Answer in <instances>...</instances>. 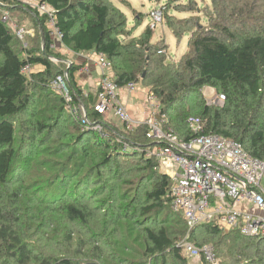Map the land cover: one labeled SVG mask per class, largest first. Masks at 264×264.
<instances>
[{
    "label": "trees",
    "instance_id": "trees-1",
    "mask_svg": "<svg viewBox=\"0 0 264 264\" xmlns=\"http://www.w3.org/2000/svg\"><path fill=\"white\" fill-rule=\"evenodd\" d=\"M30 1L0 0V264H188L179 248L187 234L196 247L213 245L219 264L220 250L229 264H264V240L214 222L188 233L169 208V177L134 149L150 145L147 128L125 132L105 121L94 111L98 93L77 84L80 65L56 49L102 54L112 82L155 95L166 128L182 139L196 136L186 121L197 117L201 134L237 142L264 162V0H208L206 26L162 11L177 40L189 35L176 63L148 27L126 40L127 18L110 0H36L54 13L62 35L54 40L47 16L23 5ZM178 1L166 0L163 10L176 11ZM5 10L30 20L26 46L2 23ZM66 72L78 116L83 108L108 137L85 130L52 89ZM204 88L223 95V106H207ZM128 252L137 259L126 262Z\"/></svg>",
    "mask_w": 264,
    "mask_h": 264
},
{
    "label": "built area",
    "instance_id": "built-area-1",
    "mask_svg": "<svg viewBox=\"0 0 264 264\" xmlns=\"http://www.w3.org/2000/svg\"><path fill=\"white\" fill-rule=\"evenodd\" d=\"M27 4L47 16V26L60 39L62 35L55 28L52 11L36 0ZM2 14V23L8 25L23 41L28 33L11 19L8 11ZM148 16L150 23L147 27L151 30L163 23L161 7L150 11ZM161 53L164 52L159 51ZM96 65L100 69L101 79L94 111L107 120L108 117L115 118L128 132L141 125L147 128L146 138L150 145L134 149L143 152L145 158L155 159L160 172L169 177V208L184 218L188 233L201 223L214 222L225 232L238 231L243 237L264 240V162L251 157L237 142L219 135L201 134L205 122L197 117H189L186 121L196 136L189 140L182 139L172 129L166 128L167 119L162 114L159 100L145 90L147 116L142 121L135 120L119 99L120 88L108 75L110 62L99 54L96 55ZM87 71L83 67L78 73ZM22 72L28 74L29 66ZM51 87L63 97L73 116L80 118L85 130L92 129L102 137H108L101 124H91L87 120L83 108L80 109L81 117L78 116L79 109L72 103L67 72L57 75ZM124 89L128 93L138 91L134 83ZM224 101L225 97L217 94L212 104L222 107ZM123 149L131 152L132 147L125 142ZM188 238L187 234L179 242V248L186 258L199 264L202 261L205 264L219 263L214 246L207 244L196 247Z\"/></svg>",
    "mask_w": 264,
    "mask_h": 264
},
{
    "label": "rangeland",
    "instance_id": "rangeland-1",
    "mask_svg": "<svg viewBox=\"0 0 264 264\" xmlns=\"http://www.w3.org/2000/svg\"><path fill=\"white\" fill-rule=\"evenodd\" d=\"M165 1L166 0H110V2L120 8V10L125 14L127 18V24L130 30V35L126 38V40L134 38L138 36L150 23V18L148 16L149 12L152 11L153 9H159L161 7V11H167L166 15H170L173 17V20H182L185 21L186 19H189L193 17H197L195 19V22H198V24L206 26L207 25V19L205 18L206 10L207 7H209V1L208 0H180L176 3V6H179L178 9L173 8L176 11L173 10H163V7H165ZM34 3V2H33ZM23 5L30 8L31 6L23 2ZM30 6V7H29ZM189 8H191V11H189ZM7 11V10H5ZM10 15V13H9ZM20 14H15V16L10 15L11 19L16 21V23L22 26H19L20 28H23L25 26V32L28 34L25 35L23 39V44L26 46V42L29 39L28 36L31 35V29L32 26L30 25V20L25 17H18ZM167 16L163 18V23L159 26H157L153 30V43H159L161 45L159 46H167L166 50V55L168 57V60L176 63L179 61V59L182 57V55L185 53L186 48H187V41L189 39V35H184L182 39L177 40L171 31L166 27L165 21L167 19ZM199 17V18H198ZM136 18V19H135ZM139 19V20H138ZM165 22V23H164ZM50 29V27H48ZM47 28V29H48ZM48 29V30H49ZM30 33V34H29ZM50 37L51 39L54 40V38H58L55 34V31L50 30ZM57 49V53L59 52L60 54H65L67 58L70 56L72 57V60L74 61V55L66 53L65 51H62L61 49ZM69 58V60L71 59ZM56 62V60H54ZM68 61V60H66ZM75 62V61H74ZM87 73V72H85ZM79 74H84V73H79ZM138 90H141L139 86H137ZM145 93V91L143 92ZM202 95L205 99L206 105L207 106H213L212 100L215 99L217 93L211 89V88H204L202 91ZM145 96V94H144ZM105 121H109L106 118H104ZM111 122V121H110ZM112 124V123H111ZM104 240H102L101 243H103ZM110 241L108 240V244ZM211 245V244H210ZM107 246V245H106ZM213 246V245H212ZM105 248V247H104ZM103 248V249H104ZM112 253V251H110ZM128 257L126 259L127 261H133L136 260L137 257L134 254H130V252L127 253ZM224 251L220 250V260L224 262V264H229V260L224 258ZM188 259V258H187ZM192 260L188 259V264H191ZM96 264V263H94ZM219 264V263H218Z\"/></svg>",
    "mask_w": 264,
    "mask_h": 264
},
{
    "label": "crops",
    "instance_id": "crops-1",
    "mask_svg": "<svg viewBox=\"0 0 264 264\" xmlns=\"http://www.w3.org/2000/svg\"><path fill=\"white\" fill-rule=\"evenodd\" d=\"M142 33V32H141ZM140 33V34H141ZM74 55V61L80 68L86 67L88 69L87 73L75 74V79L78 86L81 88L84 94L96 93L98 90V84L101 79L100 69L96 65V54H79ZM78 70V71H79ZM137 92L128 93L124 88H120L118 91V96L121 102L125 105L129 114L138 121H142L147 116V105L145 103L144 89L140 88ZM108 122L111 125L120 127V123L113 117H108ZM111 121V122H110ZM191 264H199L196 261H191Z\"/></svg>",
    "mask_w": 264,
    "mask_h": 264
},
{
    "label": "bare ground",
    "instance_id": "bare-ground-1",
    "mask_svg": "<svg viewBox=\"0 0 264 264\" xmlns=\"http://www.w3.org/2000/svg\"><path fill=\"white\" fill-rule=\"evenodd\" d=\"M54 14V13H53ZM55 20V19H54ZM86 95V94H85ZM122 129V128H121ZM124 130V129H123ZM125 131V130H124ZM126 132V131H125Z\"/></svg>",
    "mask_w": 264,
    "mask_h": 264
}]
</instances>
